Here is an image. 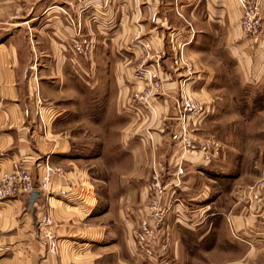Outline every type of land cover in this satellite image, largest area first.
I'll return each instance as SVG.
<instances>
[{
	"label": "crops",
	"instance_id": "crops-1",
	"mask_svg": "<svg viewBox=\"0 0 264 264\" xmlns=\"http://www.w3.org/2000/svg\"><path fill=\"white\" fill-rule=\"evenodd\" d=\"M61 1L63 4L48 6L44 16L37 18L35 14L33 16L29 14L18 16L20 11H24V0H0V29L12 25L18 28L26 26L28 28L32 27L35 32L37 30L39 32L43 31L45 34L49 33V35L54 36L50 38L53 41L52 48L54 51L49 54V51H43V53L35 51V47L38 44L37 36H34V39L32 38L33 41L30 43V38L28 39V36L21 33V30L8 35H4L0 31V131L6 132L0 134V171H10L12 164L22 158L27 159L26 163L33 161L35 164L33 172L32 164L29 165V170L34 180L39 178L43 174V169L45 170L49 166L60 167L65 171L62 177L52 180L49 195H40V198L34 202L32 208H30L27 198L14 199L11 202V206L0 203V264H98L101 261L102 254H96V250L98 248H108V245H116L114 240L109 244L103 243L104 230L91 227L89 219L95 212L98 201L94 196L93 199H90V196L86 195L84 188L81 186L82 184L77 183L76 179L71 177L73 172H66L65 168L71 164L69 163L71 137L68 134L69 131L58 129V125L66 117V111L62 110L57 105V102L59 98L68 94L73 87L72 70L74 71L77 68L81 76L89 73L88 64L85 60L80 61L79 66H77L72 63L71 57L67 58L68 55L62 50L64 43L71 42L75 36V33L72 32L67 24L66 17L68 14L79 18L80 33L88 35L89 27L92 24L89 15L100 11L101 14L95 21V27H99L96 29L97 34H99L96 40L101 43L100 46L97 44V48L103 51V45L110 41L109 37L117 25V20L112 18L114 16L117 17L118 9H114L115 4L120 3L123 7L126 2L128 4V2L132 1L112 0L110 1L112 4L110 9L107 7V4H110L108 0L106 1L107 3H104L105 0ZM148 1L151 4L147 6V9L152 11L158 9L161 11L162 17V12L164 11H175L178 16L175 23L169 22L167 15L162 18L163 24L168 29L171 28V32L167 35L173 34V38H176L177 41H185L184 47H191L194 66L200 69H208L209 72H215L212 77L213 82L217 73L213 66L204 65L200 40L201 32L196 34V32L188 29L191 25L199 28V24L202 21L206 25L219 24L224 16L226 0H175L173 8L170 9L167 5L164 6V0H146V3H149ZM133 6H135V0ZM40 7V4L33 3L32 7L28 9L36 12ZM239 7L241 14L240 4ZM112 11L114 14H112ZM63 12L65 15H63ZM20 19L21 22H19ZM114 21H116V25L109 27ZM230 21L229 26L234 28L236 25L235 21L232 19ZM177 26L179 28L183 26V29L178 30ZM118 27H120V24ZM232 40L229 36L223 37L224 48L227 49ZM137 47L134 45L131 49L132 51L129 49V53L133 54L131 58L118 57L119 63L116 61L114 64L112 74L119 90L118 81L120 79L118 77L120 76H126L127 85L130 88H136L135 91L141 88L132 80L137 61L140 58L136 56ZM45 48L48 49V46L45 45ZM171 49L172 53L177 52L175 45ZM232 56L239 65L242 56L236 53L235 55L232 53ZM41 58H46L49 63L45 68L40 66ZM94 61L97 62L96 64L99 63L98 59ZM106 63L107 61L102 59V65H97L98 67L93 69L89 92H98L96 90L100 87ZM260 69H251L247 72L244 75V82L251 84L257 79L263 78L264 75H261ZM177 71V69H174V72ZM196 74H199V72L193 70L191 73H185L184 71L167 75L168 79L163 86V92L153 100V107L156 106V108L160 109V116L156 117L151 125L154 124L158 131L153 135L152 133H148V135L141 134L140 139L144 142V147L140 148V142H135L136 144L132 147L134 151H130L136 167L143 172V177L146 178L145 187L141 184L139 191H134L136 187L134 183L129 188L122 184L124 185L122 189L126 192L129 199L125 202L126 207L124 206L119 211L118 226L120 225L119 227L123 232L124 248H127L129 253L131 252V258V228L136 222V216L134 220L128 209L132 208L135 213L137 207L145 204L146 180L152 171H156L162 176L168 175L167 164L173 165L181 157L182 153L179 147H174L172 144L169 130L178 115L176 103L180 96H185L188 91L197 90L202 86L203 78L199 77L203 75ZM95 76L96 79L94 78ZM179 78H182L181 81H178ZM81 90H83L86 100L90 99L88 91H85L84 88ZM210 91L209 95H207L208 100H206L207 102L205 101L204 105L207 114L213 115L210 119L208 118L209 121L206 119L211 123L214 118L222 117L223 109ZM128 93L127 91L126 94L123 92V97L121 95L118 100H120V108L127 104L128 107L125 110L131 116V114L135 115L134 113L138 108L131 107L130 102L133 93L130 95ZM58 108L61 112L58 111ZM38 112L39 115L37 114ZM189 127L191 131L194 130V134L201 137H206L202 134H207L210 131L207 124L197 126L194 122ZM134 131H130L128 135L131 136V132H133V135ZM162 133H164V136H160ZM210 133L213 136L215 135L214 132L210 131ZM153 136L160 137V144L149 143L154 138ZM225 139H227L226 135ZM137 149H139L138 151L141 150L140 153L137 152ZM141 155L143 163H140ZM182 156L186 170V175L182 178V194L186 196L187 205L190 207L192 205H201V207H199L200 209L197 212H194L191 208L194 213L183 216L186 223L176 232L174 253L180 264L182 258L183 260L185 258L188 247L198 248L210 238L211 218L217 214L210 207L213 202L210 201L209 187L202 178V175H205L204 173L211 167L204 165L194 155L186 154ZM10 158L13 161L10 162ZM260 168L262 167L259 165L257 169L259 171H256L260 177L249 180L241 191L231 196L232 204L230 208H225L223 212L219 213L225 227L220 229L222 233L214 235V239L209 244V251H212L218 244H221L223 237L228 241H232L233 237H236L239 242L251 246L246 256L238 262L240 264L254 263V260H256L254 257L258 255L254 246H259L264 242V211L259 207L258 201L254 199L258 185L264 182V178L261 176L262 169ZM209 170H213V168ZM67 182L72 186V191H74L69 199L59 195L60 191L67 190ZM123 191L121 193L126 197ZM238 196H240V199H237ZM143 201L144 203L142 204ZM88 206L90 208L82 216H79L76 212L67 211V207L83 210ZM46 212L52 219L54 233L59 239V249L55 256L49 253L47 243L38 226V219L45 215ZM13 231L14 233L10 234ZM185 236L191 239H187ZM193 238L197 240V243L192 240ZM112 257L114 258V256ZM114 259H116V263L113 261V264H121L118 258ZM132 261L134 264H138L133 258Z\"/></svg>",
	"mask_w": 264,
	"mask_h": 264
},
{
	"label": "rangeland",
	"instance_id": "rangeland-1",
	"mask_svg": "<svg viewBox=\"0 0 264 264\" xmlns=\"http://www.w3.org/2000/svg\"><path fill=\"white\" fill-rule=\"evenodd\" d=\"M108 1L110 3L112 0ZM131 1L128 4L126 2V5L123 6L124 8L120 3L115 4L114 9H118L117 17L114 16L112 18L117 20V25L115 24L116 21L109 25V27L116 25V28L113 29L109 37L110 41L103 45V51L97 48V44L100 46L101 43L96 40L97 35H99L96 29L99 27H95V21L101 14L100 11L89 15L92 24L89 27L88 35L80 33L79 18L69 16L68 13V16L66 15L68 27L75 33L73 39L86 37L89 40L90 50L85 57H77L69 48L70 42H65L62 50L68 55L67 58L71 57L72 63L77 66H79L80 61L85 60L88 64L89 73L81 76L77 68L74 71L72 70L73 87L68 94L59 98L57 102V105L66 111V117L64 121L60 122L58 129L69 131L68 134L71 137V150L69 153V163L71 164L65 168L66 172H73L71 177L76 179L77 183L82 184L81 186L84 188L86 195L90 196V199H93L94 196L98 201L96 210L91 219H89L91 227L104 230L103 243L109 244L114 240L116 244L114 246L108 245L109 247L105 249L98 248L96 250L98 252L96 254H102L101 261L98 264H113V261L116 263L114 258H118L121 264H134L131 252L129 253L127 248H124L123 232L119 227L120 225L118 226L119 211L122 210L125 202L129 199L122 188H124V185L128 188L132 187L134 183L137 187H135L134 191H139V186L141 184L145 185L146 178L143 177V172L136 167L130 151H134L132 147L136 144L135 142H140V148L144 147V142L140 139L141 134L148 135V133H152L153 135L158 131L157 127L154 124L152 126L151 123L155 121L156 117L160 116V109L156 108V106L153 107V103L149 109L145 105H141L134 113L136 116L132 114L130 116L126 113L127 104L122 108L119 107L120 100H118V97L119 99L121 95L123 97V92L126 94V91L130 95L136 88H130L126 83V76H120L118 77L120 79L118 81L120 92L112 71L115 62L119 63L118 57L131 58L133 56V54L129 53V49L131 50L134 45L136 47L139 45L136 48V56L140 58L136 67L144 65L157 69L162 81L161 92H163V86L168 79L167 75L184 71L185 73H191L195 70L199 72L196 75H203L199 77L203 78L202 86L197 90L188 91L186 96L204 104L208 100L209 91L212 89L210 93L223 109L221 118H214L210 123L208 118L210 119L213 115H208L206 117L208 121L205 119L206 122L205 120L202 122V124L209 126L211 132L215 133L213 136L209 131L207 134L203 133L202 135L217 138L224 145V154L222 156V159L224 157V162L220 161V167L211 166L213 170H209L211 169L209 168L204 173L205 175H202L203 180L209 187L210 201L213 202L210 207L217 214L211 218L210 238L198 248L188 247L181 264H240L238 262L246 256L251 246L239 242L236 237H233L232 241L225 240L223 237L221 244H218L212 251H209V244L214 239V235L222 233L220 229L225 227L219 213L223 212L225 208H230L232 204L231 196L241 191L249 180L260 177L256 172L259 171L257 170L259 165L262 167L260 168L262 169L261 176L264 178V77L257 79L251 84L244 82V75L251 69L259 70L261 68V75H264V31L259 40H253L243 35L239 27L240 23L238 24L241 17L239 0H226L224 16L219 24L206 25L202 21L200 24L198 23L200 25L199 28L191 25L188 30L196 32V34L201 32L200 40L204 65L213 66L216 70L217 76L212 82L215 72H209L208 69H200L194 66L191 47H184L185 41H177L176 38H173V34L167 35L171 32V28L168 29L163 24L162 18L167 15L169 22L175 23L178 17L175 11H164L162 12V17L161 11L158 9L155 11L147 9V6L151 4L149 1V3H146V0H135V6H133L134 0ZM24 2L25 8L24 11L18 13L19 17L27 14L30 16L35 14L37 18L39 16L43 17L48 6L62 3L61 0H24ZM33 3L41 5L36 12L28 9L32 7ZM174 3L175 0H164L163 4L170 9L173 8ZM110 6H112L111 3L107 4L109 9ZM112 14H114L113 11ZM63 15H65L64 12ZM230 19L236 23L234 28L229 26L231 23ZM15 22L17 21L15 20ZM19 22H21V19ZM119 24L120 27H118ZM182 27L179 28L177 26L178 30L183 29ZM18 30L28 36V39L30 38V43L33 41L32 38L34 39V36H37L36 52L49 51L48 53L51 54L54 51L52 48L53 41L50 39L54 36L49 35V33L45 34L43 31L39 32L38 30L35 32L32 27L22 26L18 28L15 25L0 29L4 35L13 34L18 32ZM225 36L233 39L227 49L224 48L222 42ZM45 45L48 46V49L45 48ZM174 45L177 48L176 53L171 52V48ZM232 53L233 55L236 53L242 56L239 65L232 58ZM180 54L187 61L189 69L182 66L180 68L174 66L173 61ZM95 59L99 60L98 64L94 61ZM102 59L106 60L107 63L101 77L100 87L98 86L99 88L96 90L98 92H89V85L92 82L91 73L94 68L98 67L97 65H102ZM40 64L41 68H45L49 63L46 58H41ZM174 69L178 71L174 72ZM94 78L96 79V76ZM181 79L179 78L178 81H181ZM83 88L88 91L90 99L86 100L83 90H81ZM95 93L97 94L95 95ZM58 111L61 112L59 108ZM37 114L39 115V112ZM147 119L148 121L145 122ZM130 131H134L133 135V132H131V136L128 135ZM4 133L6 132L0 131V134ZM225 135L227 139H225ZM160 136H164V133ZM153 137L149 143L160 144V137ZM138 150L137 152L140 153L141 150ZM140 159V163H143L142 155ZM9 161L13 160L10 158ZM20 161L26 163L27 159L22 158L18 162ZM16 163L12 164L10 171L14 170ZM27 165H31L33 172L35 166L33 161L27 163ZM46 168H53V166ZM45 171L43 169V173ZM120 190L124 192L126 197L123 196ZM22 198L26 199V197H18L16 199ZM237 199H240V196ZM13 200H1L0 203L11 206ZM53 201L52 203H54ZM199 207L201 205H192L190 208L197 212L200 209ZM89 208L90 206L79 210L67 207V211L76 212L79 216H82ZM128 210L135 220L136 215L133 209L129 208ZM12 233L14 231L10 234ZM185 237L191 239L188 236ZM192 240L197 243L196 239L193 238ZM254 248L258 252V255L254 257L256 258L254 263L264 264V242L259 246L255 245ZM254 263L252 262V264ZM170 264L180 263H178L176 258Z\"/></svg>",
	"mask_w": 264,
	"mask_h": 264
},
{
	"label": "built area",
	"instance_id": "built-area-1",
	"mask_svg": "<svg viewBox=\"0 0 264 264\" xmlns=\"http://www.w3.org/2000/svg\"><path fill=\"white\" fill-rule=\"evenodd\" d=\"M241 6L240 29L243 35L259 40L264 31V0H239ZM86 37L73 39L70 50L77 57H85L90 50ZM146 47V46H144ZM173 64L176 68L186 67L187 61L180 54ZM132 80L141 88L136 90L130 105L139 108L145 105L151 108L162 88L159 71L152 67L140 65L134 70ZM178 115L171 125L170 139L174 147H179L182 155L191 154L198 157L206 166L220 167L224 162L223 143L214 137H201L191 131L190 125L200 119L206 112L205 105L188 96H180L176 103ZM173 165L167 164L168 175L152 171L146 181V202L135 211L136 222L132 225V258L140 264H170L176 259L174 253L175 234L186 220L183 216L193 214L187 205L186 196L182 194V178L186 175L183 156ZM24 161L17 162L13 171L0 172V201L30 198L38 191L40 195H49L53 179L62 177L60 167L46 168L36 181ZM67 190L59 195L69 199L73 194L72 186L67 182ZM254 199L264 211V182L260 183ZM39 229L47 243L48 251L55 256L59 249V239L53 229L52 219L46 214L38 219ZM139 260V261H138Z\"/></svg>",
	"mask_w": 264,
	"mask_h": 264
},
{
	"label": "water",
	"instance_id": "water-1",
	"mask_svg": "<svg viewBox=\"0 0 264 264\" xmlns=\"http://www.w3.org/2000/svg\"><path fill=\"white\" fill-rule=\"evenodd\" d=\"M40 198V194L38 192H35L31 195V197L28 199V204L30 206V208L33 207L34 202Z\"/></svg>",
	"mask_w": 264,
	"mask_h": 264
},
{
	"label": "bare ground",
	"instance_id": "bare-ground-1",
	"mask_svg": "<svg viewBox=\"0 0 264 264\" xmlns=\"http://www.w3.org/2000/svg\"><path fill=\"white\" fill-rule=\"evenodd\" d=\"M207 110H206V112L204 113V115L199 119V120H197L196 122H195V125H200V124H202V122L206 119V117H207ZM223 154H224V151H223Z\"/></svg>",
	"mask_w": 264,
	"mask_h": 264
}]
</instances>
